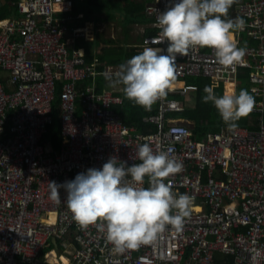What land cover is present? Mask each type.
I'll return each instance as SVG.
<instances>
[{
    "label": "built area",
    "instance_id": "built-area-1",
    "mask_svg": "<svg viewBox=\"0 0 264 264\" xmlns=\"http://www.w3.org/2000/svg\"><path fill=\"white\" fill-rule=\"evenodd\" d=\"M169 3L149 0L145 14L156 33L143 39L141 50L166 49L153 40L161 31L158 12ZM18 10L23 20L0 34V264H63L53 240L67 264H264V125L224 126L195 140L186 123L169 116L184 109L171 96L197 91L189 78L205 79L214 90L223 87L216 91L220 95L240 70H250V91L264 94V0L234 4L235 18L245 21L233 35L237 46L243 36L258 45L246 47L241 63L222 66L210 48L177 54L176 79L155 102L157 113L143 119L156 127L152 133L139 132L114 111L123 105L121 96L96 90V78L111 76L112 68L100 71L84 51L71 53L69 32L75 41L89 42L97 31L92 24L70 31L73 0H22ZM16 33L21 44L12 41ZM60 85L63 143L54 152L43 138L54 122ZM263 109L259 104L253 111ZM142 143L182 162V171L166 183L193 197L191 214L181 232L168 226L152 244L117 254L96 226L83 229L75 221L63 189L59 204L50 199L49 181H71L89 168L100 169L111 156L128 166L139 163Z\"/></svg>",
    "mask_w": 264,
    "mask_h": 264
},
{
    "label": "clouds",
    "instance_id": "clouds-1",
    "mask_svg": "<svg viewBox=\"0 0 264 264\" xmlns=\"http://www.w3.org/2000/svg\"><path fill=\"white\" fill-rule=\"evenodd\" d=\"M238 0H170L156 22L159 38L153 44L166 43V49L144 47L120 64L108 77L110 86H122L123 95L135 104L150 109L167 95L176 79V58L190 51L210 48L217 62L234 67L243 61L246 47H238L233 33L242 31L245 21L229 18V10ZM205 103L212 102L229 130L255 108V98L241 89L215 94L204 87ZM139 163L128 166L111 156L100 169L89 168L71 181H49L50 199L59 204L61 189L75 221L83 228L96 226L104 233L117 254L149 245L171 226L181 232L191 214L193 197L175 193L166 179L182 171L183 164L167 150L154 151L149 143L138 145ZM147 178V187H144Z\"/></svg>",
    "mask_w": 264,
    "mask_h": 264
},
{
    "label": "crops",
    "instance_id": "crops-1",
    "mask_svg": "<svg viewBox=\"0 0 264 264\" xmlns=\"http://www.w3.org/2000/svg\"><path fill=\"white\" fill-rule=\"evenodd\" d=\"M21 1L22 0H0V24L7 22L5 27L0 26V34L11 23H20L23 20V17L18 10V3ZM73 2L74 10L72 16L75 20L70 24V31L74 28L84 26L85 24L94 25L97 31L93 37L94 40L89 42H85L83 39H77V41H75L71 32H69L67 34V39L71 40L69 49L72 51L77 48L78 50L84 51L86 61H88V63H95L96 61L99 62L97 64V69L100 71L104 68L110 67L115 72L120 64L126 62L128 59L142 51L141 46L145 37L152 36L156 33L151 20L148 19L145 14V9L149 0H105V6L98 7L96 9L91 7L87 15L86 13L79 12V10L76 9V2L80 4V0H73ZM231 9V18H235L234 4ZM236 34H238V31L233 33V35ZM242 38L244 41L242 42L241 47L258 46L257 43L248 41L244 36ZM12 41L15 42V44H21V38L17 33L14 37H12ZM249 74L250 70H240L237 77L230 82L234 85V89H225V93L230 91L238 93L239 87L244 86L245 89L254 96L256 102L255 105L262 104L264 106V94L262 96H256L250 91L251 84L249 82ZM2 76H4V74H2ZM239 77L245 78V80L240 84H237V78ZM189 79H191L189 81L187 79V83L189 84H194L192 83V80L194 79H197V81L199 80L198 78ZM88 83L92 84V80L88 81ZM95 83L96 90L98 92L109 91L116 96H121L124 103V95L121 85H117L115 87L110 86L109 79L105 76L97 77ZM86 84L87 83L80 84L81 89H83ZM206 85L210 86V82L207 81L203 87ZM219 89L220 92H223V87L216 90L218 91ZM216 90L214 91L217 96L224 94L222 93L218 95ZM196 93L197 91L191 93L187 97L178 94L174 96L181 97L182 101H177H180L184 105V109L185 107L190 109L196 107L194 99V95ZM122 106L115 107L114 111L117 113L116 110L120 109ZM184 109L181 112H183ZM121 117L128 125H135L129 123L127 118H124L123 116ZM171 118L177 122L186 123L193 130V123L191 120L174 116H171ZM261 125H264V109L263 111H252L249 115L242 117L237 121V127L247 128L250 130H258ZM224 126H227L224 122L220 123L217 131L222 129ZM155 130V126H150L149 129H147L148 132L138 131L141 133H152Z\"/></svg>",
    "mask_w": 264,
    "mask_h": 264
},
{
    "label": "trees",
    "instance_id": "trees-1",
    "mask_svg": "<svg viewBox=\"0 0 264 264\" xmlns=\"http://www.w3.org/2000/svg\"><path fill=\"white\" fill-rule=\"evenodd\" d=\"M105 3V0H80V4L76 2V9L87 15L91 7L96 9L105 6ZM206 82V80L203 82L197 81V93L194 95L196 107L190 109L185 107L183 112L169 114V116L191 120L193 123V139L195 140L200 139L206 132H216L219 129L220 123H223V120L213 103H205L202 99V97L206 95L203 87ZM217 92H220V89ZM171 97L182 101L179 96L173 95ZM61 100L62 88L60 85L56 92V99L54 100V122L48 127L43 138L44 142L51 146L54 152L59 151L63 143ZM116 111L119 115L127 118L129 123L135 124L139 131L143 132L147 131L151 126L145 125L143 119L146 116L157 113V104L154 103L150 109H145L124 97L123 106Z\"/></svg>",
    "mask_w": 264,
    "mask_h": 264
},
{
    "label": "rangeland",
    "instance_id": "rangeland-1",
    "mask_svg": "<svg viewBox=\"0 0 264 264\" xmlns=\"http://www.w3.org/2000/svg\"><path fill=\"white\" fill-rule=\"evenodd\" d=\"M231 13H232V9L230 8V10H229V18L232 17V16H231ZM73 51H74V50H72L71 53H73ZM1 75H2V74H1ZM5 75H6V74L4 73V76H5ZM189 80H191V79H188V81H189ZM244 80H245V78H241V77L237 78V84H240V83L243 82ZM203 81H205V80H203V79H199V80H198V82H203ZM192 83H194V84L197 85V80H196V79L192 80ZM241 89L246 90L244 86H241V87H239L238 93H239V91H240ZM52 243H53V242H52ZM53 245H54V248H53L54 250L58 251L59 254H61V253L63 254V251L61 250V245H60V244L55 245V244L53 243ZM46 251H49V250H44V251H43V254H44ZM55 255H56V254H55ZM56 256H57L58 260H60V256H59V255H56Z\"/></svg>",
    "mask_w": 264,
    "mask_h": 264
},
{
    "label": "bare ground",
    "instance_id": "bare-ground-1",
    "mask_svg": "<svg viewBox=\"0 0 264 264\" xmlns=\"http://www.w3.org/2000/svg\"><path fill=\"white\" fill-rule=\"evenodd\" d=\"M6 25H7V22L0 24V26H2V27H5ZM228 88H233L234 89V85L232 83H229V84L226 85L225 89H228ZM55 254L58 255L57 252H55ZM60 260L63 261V264H67L68 263V260L66 258H63V259L60 258Z\"/></svg>",
    "mask_w": 264,
    "mask_h": 264
},
{
    "label": "water",
    "instance_id": "water-1",
    "mask_svg": "<svg viewBox=\"0 0 264 264\" xmlns=\"http://www.w3.org/2000/svg\"><path fill=\"white\" fill-rule=\"evenodd\" d=\"M53 243H54L55 245H57V241H56V240H53Z\"/></svg>",
    "mask_w": 264,
    "mask_h": 264
}]
</instances>
